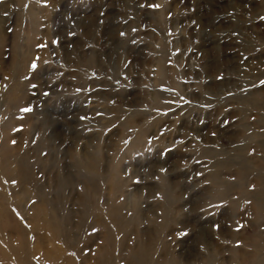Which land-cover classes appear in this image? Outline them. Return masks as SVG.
I'll use <instances>...</instances> for the list:
<instances>
[{"label": "rangeland", "instance_id": "rangeland-1", "mask_svg": "<svg viewBox=\"0 0 264 264\" xmlns=\"http://www.w3.org/2000/svg\"><path fill=\"white\" fill-rule=\"evenodd\" d=\"M0 264H264V0H0Z\"/></svg>", "mask_w": 264, "mask_h": 264}]
</instances>
